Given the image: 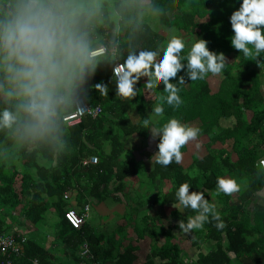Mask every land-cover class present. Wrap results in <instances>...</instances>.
<instances>
[{
    "label": "trees",
    "instance_id": "obj_1",
    "mask_svg": "<svg viewBox=\"0 0 264 264\" xmlns=\"http://www.w3.org/2000/svg\"><path fill=\"white\" fill-rule=\"evenodd\" d=\"M161 3L165 15L144 37L146 43L165 42L169 28H174L189 42L198 37L208 41L210 50L224 54L226 66L214 91L207 80L212 74L204 80H186L179 85L182 105L175 111L165 105L163 117L155 123L175 116L208 135V145L230 142L231 148H211L203 158L194 159L188 169L179 163L167 167L154 164V180L168 179L171 183L168 190L160 193L159 202L175 204V191L183 182L190 184V192L205 190L206 199L209 192L217 196L221 209L216 212L224 227H214L216 221L210 217L203 228L193 231L195 241L205 244V252L198 253L192 264H264V202L256 200L264 192V171L256 165L258 158L264 156V60L258 65L231 48L228 16L236 6L233 0H161ZM110 76V69L99 67L90 83H108ZM144 79L141 77L137 82V95L132 99L122 100L111 87L103 95L90 86L83 101L89 108L99 105L100 113L95 117L84 114L73 123L65 121L68 146L55 162L43 154H20L0 161V229L15 236L21 252L19 256L13 255L10 264L56 261L54 253L30 235L48 211L57 216L51 244L57 251L60 248L70 262L133 264L138 259L139 247L132 240L126 241L124 231L111 236L99 233L90 225L89 215L80 228L69 225L64 213L74 207L64 199V194H75L77 209H74L79 214L85 206L86 190L93 183L103 185L97 189L105 188L100 192L90 189V197L96 201L109 197L112 201H126L128 191L120 187L122 180L135 176L136 161L130 157L120 160L122 138L145 129L143 119L150 116L156 97L163 91L162 85L145 90ZM147 92L154 96L148 97ZM6 143L7 137L0 135V145ZM232 152L235 161L230 159ZM91 157H96L97 162L90 163ZM225 174L239 184L235 200L232 193L217 192L216 179ZM18 178L20 186L16 190ZM115 181L112 189L106 188ZM194 215L190 208H181V211L173 209L170 218L186 223ZM156 220L149 218L143 227L132 225L136 238L146 236L153 241L140 264H188L182 249L172 241L177 224L169 221L163 225ZM162 237L163 243L158 245ZM83 244L87 245L84 254ZM0 264H6V254L1 252Z\"/></svg>",
    "mask_w": 264,
    "mask_h": 264
},
{
    "label": "clouds",
    "instance_id": "obj_2",
    "mask_svg": "<svg viewBox=\"0 0 264 264\" xmlns=\"http://www.w3.org/2000/svg\"><path fill=\"white\" fill-rule=\"evenodd\" d=\"M233 4L229 44L259 65L264 60V0ZM164 15L161 0H0V135L7 137L0 145V161L43 154L55 162L68 146L65 118L82 102L86 105L90 86L103 95L111 87L122 100L132 99L144 77L145 90L157 85L163 90L152 114L143 119L156 141L149 161L162 167L180 163L181 148L200 130L175 116L154 121L163 117L165 105L174 111L182 105L179 85L222 74L226 60L222 52L210 50L205 39L189 42L174 28H169L165 42L146 43L144 37ZM99 67L110 69V79L92 84ZM190 187L183 182L175 191L173 207L195 212L186 223L178 221V229L199 230L210 217L214 227L222 229L224 223L205 190L190 192ZM216 188L230 195L239 184L234 178L217 177Z\"/></svg>",
    "mask_w": 264,
    "mask_h": 264
},
{
    "label": "crops",
    "instance_id": "obj_3",
    "mask_svg": "<svg viewBox=\"0 0 264 264\" xmlns=\"http://www.w3.org/2000/svg\"><path fill=\"white\" fill-rule=\"evenodd\" d=\"M122 141L123 150H121L120 160L122 161L130 157L136 161L134 166L135 176L122 180L123 184L120 187L121 189L124 188L128 191V195L125 196L126 201H112L110 197L101 201H96V198L90 197V189H95L96 192H100L105 188L99 187L97 189L98 186L103 185H96L95 183L89 185L83 201H85L84 205H89V223L97 232L111 236L114 232L124 231L121 225L129 224L125 232H123L124 237L127 242L132 240L133 244L138 245V259L135 261L136 263L134 262L133 264H140L148 253V249L150 245L153 244V241L146 236L136 238L132 225L136 223L141 224L143 227L149 223V218L157 219L158 221H161L159 223H162L163 225H167L169 221L171 224L175 223L178 225V222L176 220H172L170 215L173 209L181 211V208H174V203L159 202L160 193L168 190L171 183L168 179L163 180L162 182H160L158 178L154 180L152 174L154 165H151L149 157L156 151V141L150 138V131L148 129H141L137 133L124 136ZM208 144V135L199 132L195 140L189 141L181 148L182 160L179 164L183 168L188 169L194 159L203 158L211 148L215 150H218L221 147H227L228 150L231 148L230 142H227L225 145H221L218 142L213 143L212 145ZM230 159L232 161L236 160V156L233 152L230 154ZM193 172L194 170L191 171V173ZM222 177L230 178L229 174H225ZM116 183L117 181L111 185L110 182L106 188L112 189ZM231 196L232 200H235L236 192H233ZM64 199H66L72 207L77 209V207H75V204L77 203L76 197L73 192H71V194ZM207 199L209 202L216 205V211H220V203L218 202L217 196L214 192H209ZM256 200L264 202V192L258 194L256 196ZM128 213H130L131 216H134L133 220H126ZM7 220L9 221V219ZM193 231L194 230L184 233L178 229V226L173 229L172 241L182 249L185 254V258L188 260V264H192V262L195 261L198 253L205 252V244L195 241ZM163 240L164 238L162 237L157 244L160 245L163 243ZM51 243L52 242L49 244L48 242L46 248L55 253V255L59 253V264H75L66 258L65 253H63L60 248L59 251H57V247L55 245L52 246ZM142 252L143 255H140ZM233 264L238 263L234 262Z\"/></svg>",
    "mask_w": 264,
    "mask_h": 264
},
{
    "label": "built area",
    "instance_id": "obj_4",
    "mask_svg": "<svg viewBox=\"0 0 264 264\" xmlns=\"http://www.w3.org/2000/svg\"><path fill=\"white\" fill-rule=\"evenodd\" d=\"M100 106H94L93 108H89L86 106L83 102L70 114H68L65 118V120H68V123L75 122L79 119L81 114L87 113L91 115L92 117H95L100 113ZM90 163H96L97 158L91 157L89 159ZM256 165H259L261 169L264 171V156L258 158L256 161ZM69 196L68 193L64 194V198H67ZM89 205H85L83 211L79 214L75 211L74 208H68L65 213L64 217L66 221L71 225L73 228H80L82 224L85 222L86 218L89 215ZM0 252L2 254H6V264H10V260L13 257V255L19 256L20 255V249L18 245L16 244V238L12 233H7L5 231H2L0 229ZM87 252V245L83 244V251L82 254ZM33 263H36V261H33Z\"/></svg>",
    "mask_w": 264,
    "mask_h": 264
},
{
    "label": "rangeland",
    "instance_id": "obj_5",
    "mask_svg": "<svg viewBox=\"0 0 264 264\" xmlns=\"http://www.w3.org/2000/svg\"><path fill=\"white\" fill-rule=\"evenodd\" d=\"M162 29V27H160ZM219 75H209L207 76V80L210 83V86L212 88V90H216L218 87V82H219ZM147 96L148 97H153L154 94L153 93H148L147 92ZM152 114V112L150 113V115ZM158 118H156L157 120ZM155 120V121H156ZM154 121V122H155ZM17 166L18 168L21 169V163L19 161H17ZM140 172V171H139ZM140 174V173H139ZM19 178L18 180H16V190H19ZM134 216H131L130 213L127 214L126 216V220L130 221L133 220ZM46 219V220H45ZM43 221H41L36 227L35 230H33L30 235L37 240L38 242H40L42 245L47 246L48 242L50 244V242H52V236L54 235V231H55V226H56V222H57V216L55 214H53L52 211H48L46 213V217ZM131 225V224H130ZM129 226V224H124L121 225V227L123 228L124 232L126 230V228ZM119 233V232H117ZM59 254V253H58ZM55 255L54 253V258L56 259V261L53 264H59V260H60V256L59 255ZM143 255V252L140 254ZM136 263V262H135Z\"/></svg>",
    "mask_w": 264,
    "mask_h": 264
}]
</instances>
